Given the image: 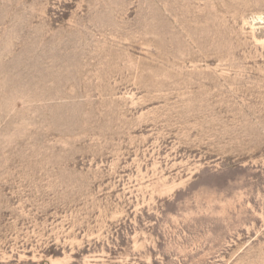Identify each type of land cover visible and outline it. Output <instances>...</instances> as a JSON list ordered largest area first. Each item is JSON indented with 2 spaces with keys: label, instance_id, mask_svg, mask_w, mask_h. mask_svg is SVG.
<instances>
[{
  "label": "rangeland",
  "instance_id": "rangeland-1",
  "mask_svg": "<svg viewBox=\"0 0 264 264\" xmlns=\"http://www.w3.org/2000/svg\"><path fill=\"white\" fill-rule=\"evenodd\" d=\"M0 264H264V0H0Z\"/></svg>",
  "mask_w": 264,
  "mask_h": 264
}]
</instances>
